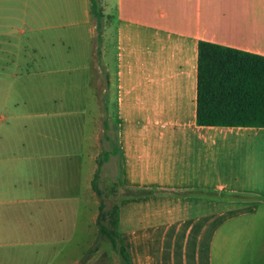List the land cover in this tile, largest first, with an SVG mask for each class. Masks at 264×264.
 <instances>
[{
    "label": "crops",
    "instance_id": "obj_1",
    "mask_svg": "<svg viewBox=\"0 0 264 264\" xmlns=\"http://www.w3.org/2000/svg\"><path fill=\"white\" fill-rule=\"evenodd\" d=\"M18 2L0 0V264L82 263L79 251L70 263L65 250L56 255L64 197L41 195L42 182L37 195L13 198L15 177L25 194L26 170L50 154L13 148V71L44 75L30 69L47 62L48 31L65 28L66 39L88 42L84 68L100 111L93 175L105 111V172L132 264H264V128L197 123L199 43L264 56V0H100V47L90 0ZM26 43L36 59L21 63L13 49ZM100 255L85 264H117Z\"/></svg>",
    "mask_w": 264,
    "mask_h": 264
},
{
    "label": "rangeland",
    "instance_id": "obj_2",
    "mask_svg": "<svg viewBox=\"0 0 264 264\" xmlns=\"http://www.w3.org/2000/svg\"><path fill=\"white\" fill-rule=\"evenodd\" d=\"M21 1L24 0L18 3ZM66 33H71L70 28L48 31L51 40L44 48V53L48 55L47 62L42 65L36 60L30 69L39 72L42 67L44 75H24V70L13 69V148L30 149L35 157L41 152L38 151L40 149H49L50 153L44 160L34 161L26 170L25 176L29 175L33 185L25 194L21 185L22 176L15 177L17 186L13 198L37 195L36 191L41 188L36 186L42 182L48 184L49 187H44L41 195L65 198L64 235H59L63 236L65 242L55 245L56 255L62 249L65 250L66 261L70 263L79 251L81 264H85L94 255L101 254L102 259H113L119 264V256L112 252L110 241L100 230L101 225L113 228L115 214L112 210L117 206V188L108 179L106 163L98 181L101 196L91 187L96 163L91 161L90 155L94 148L96 120L100 111L95 101L97 93L90 90L93 74L90 69L84 68L90 63L88 42L84 39L77 43L80 38L75 41L73 37L66 39ZM59 37L65 40L58 42L56 38ZM27 45L23 44L21 50L13 49V56H19L21 63H24L26 55L36 59ZM5 95L7 93L4 92L2 99H5ZM102 113L101 130L98 129L99 154L112 149V143L106 139L107 133L103 127L105 111ZM108 136L114 138L115 132L111 129ZM108 172L110 178L112 175L114 177L116 169L112 166ZM58 182L62 186L60 193ZM48 205L52 208L57 204Z\"/></svg>",
    "mask_w": 264,
    "mask_h": 264
},
{
    "label": "trees",
    "instance_id": "obj_3",
    "mask_svg": "<svg viewBox=\"0 0 264 264\" xmlns=\"http://www.w3.org/2000/svg\"><path fill=\"white\" fill-rule=\"evenodd\" d=\"M90 10L96 21L97 44L100 47L104 18L100 0H90ZM197 123L200 126L264 128V56L200 42ZM109 157L108 152L101 153L92 180V188L99 196V177ZM112 211L115 214L113 228L101 225V233L119 256V264H132L119 231V208L116 206Z\"/></svg>",
    "mask_w": 264,
    "mask_h": 264
}]
</instances>
